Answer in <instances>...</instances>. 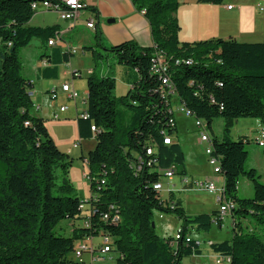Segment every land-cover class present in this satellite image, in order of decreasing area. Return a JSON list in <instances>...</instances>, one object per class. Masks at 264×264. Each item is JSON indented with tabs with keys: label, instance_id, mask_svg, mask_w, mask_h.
Returning <instances> with one entry per match:
<instances>
[{
	"label": "trees",
	"instance_id": "trees-1",
	"mask_svg": "<svg viewBox=\"0 0 264 264\" xmlns=\"http://www.w3.org/2000/svg\"><path fill=\"white\" fill-rule=\"evenodd\" d=\"M45 1L54 0H0V264H82L73 255L76 245L100 236L113 239L110 250L118 256L116 264H182L185 258L202 255L190 231L209 233L218 212L189 216L173 191L164 199L154 189L170 169L177 175L179 168L183 180L187 174L186 156L173 140L175 115L162 95L160 77L152 71L156 53L171 62L167 84L184 110L205 121L208 130L215 119L223 121L222 139L210 137L224 178L223 194L235 205L234 236L212 243L211 251L230 257L231 264H264V241L254 231L244 232L241 223L253 217L264 224V183L255 169L247 168L249 140L231 139L232 128L241 119L258 121L264 132V43L232 38L181 43L175 16L178 0H131L149 22L154 47L141 48L129 41L108 49L96 32L94 41L83 48L95 68L87 78V117L78 118V135L81 140H96L95 148L81 158L89 166L93 194L83 202L67 178L58 185L59 169L66 174L73 159L58 148L45 121L34 114L33 84L22 74L19 52L33 39L47 45L56 35L67 40L58 25H29L36 14L32 5ZM71 50L61 54L56 49L58 60L53 54L46 57L56 65L68 63ZM108 54L123 67L122 79L129 85L125 96H115L114 77L96 71ZM180 59L192 60V65L175 66ZM166 138H171L170 145L164 144ZM144 160L151 166L139 169ZM243 178L252 183L250 198L238 196ZM156 213L176 216L183 239H161L153 228ZM114 216L117 223L112 222ZM62 221L70 224L68 237L55 232Z\"/></svg>",
	"mask_w": 264,
	"mask_h": 264
},
{
	"label": "rangeland",
	"instance_id": "rangeland-1",
	"mask_svg": "<svg viewBox=\"0 0 264 264\" xmlns=\"http://www.w3.org/2000/svg\"><path fill=\"white\" fill-rule=\"evenodd\" d=\"M94 20L96 21V17ZM68 23L70 24L66 25L65 22L62 21L56 13L40 11L34 15L29 25L31 27L41 28L58 25L64 32L75 31V33H77L79 31H87L86 20ZM64 32H62V34ZM182 39L186 38L181 36V40ZM73 45L77 46L78 42L73 41ZM85 46H83L82 48H77L78 53L74 55V64L76 65V67H78V69L82 71L83 78L73 80L71 79L72 75H70L69 77L71 88L75 83V87H77L78 89L76 91L80 96L78 98L80 115L85 113L87 109L85 99L83 98L81 93L82 88L84 89L87 86V71L89 69L88 63L90 64V61H88L89 55L83 54V52H85L83 50ZM51 51V48H49V46L39 38L33 39L27 47L21 49L19 52V57L22 63V74L24 75V77H26L27 79H34L35 76L33 75L32 71L33 66L37 61L45 57V55H50ZM91 60L93 65L92 67L95 68V63L93 59ZM122 68L123 67L117 63L116 59H114L113 55L111 54H108L105 60L99 62L96 68V71L100 76L110 75L116 79V97L125 96L129 90V85L126 84L122 79ZM57 86L58 85L55 82L54 87ZM53 88H50V90H52ZM61 88H58L60 93L59 99L57 101L58 104H65L69 107H73L74 101L66 99L61 93ZM43 89H45L43 85L39 82L37 83L36 81L35 91L37 93H41ZM174 98L175 101L173 100L172 102V111L174 112L176 120V133L173 136V140L175 143H178L182 147L183 152L186 156V177L189 181L194 182H213L216 185V188L220 190L222 188V184L219 182L217 183L210 178V172H212L214 176H218L219 178H221V176L215 174L214 167L209 165L208 163L207 155L205 153L208 144H201L200 132L196 127V120L194 118H187L180 114L178 109H183V107L181 106V103H179L176 95L174 96ZM52 102L56 101L52 100ZM76 119V117H71L69 120H59L53 117L52 121L48 123L50 131H52L54 135V141L59 144L61 146V149H63L64 151L71 150L74 153V159L72 158L73 162L69 166L67 173L65 174V171L63 169H59L58 171V185H62L63 180L67 178L71 184V188L73 189L74 194H76L78 198H80L83 202H88L93 195L90 188V181L86 177L90 171L87 162L83 161L81 158L83 157L82 153L85 157H87L89 152L95 148L96 140L94 138L88 140H81L79 138ZM245 120L251 119H241L240 125H237L235 123L234 127L232 128L231 139L233 141L238 140V138H235V133H237L238 129L240 131L246 126ZM208 132L211 137L216 136L219 140L222 139L223 121L220 118L215 119L212 124V129L209 128ZM79 142H81L82 145L78 147V150H73L74 145ZM252 147L257 148L263 152V148L259 147L254 139L246 145V149L249 153L250 148ZM179 171L180 169L177 168V175H175L171 179L165 176L162 178V197L164 199H167L169 196V192L173 191L176 197L182 200L183 208L186 214L189 216H199L204 214L213 216L215 212H219L220 204L217 202L216 195L210 194L206 190L186 188L183 183L182 176L178 174ZM241 180L242 182H245L246 178H243ZM249 195L251 194H248L246 187L240 185V188H238V196L244 199L250 197ZM241 223L244 232L254 231L264 241V224L258 222L253 217H249L246 220L243 219L241 220ZM222 224V228H218L215 224L212 223L211 230L207 234H198L195 230H191L190 232L193 238L201 241V248L203 253L201 256L185 258L182 264H216L218 258L211 251L210 247L207 244V240H212L214 243H222L225 241H231L234 236L233 219L231 215L226 216ZM154 225L155 232L161 239L168 237L175 238L178 231L182 228V222L177 219L176 216L164 214L161 217L159 213L155 214ZM70 229L71 227L68 221H62L55 229V232L58 235L68 237L70 235ZM104 239L105 238L101 236L94 239L95 248L97 250L95 256H101L103 258L101 261L93 262L90 253H85L82 259H78V261H80V263L82 264H116V259L118 257L117 254L112 252L102 254L99 251V248L101 247ZM110 241L113 242V239L110 238Z\"/></svg>",
	"mask_w": 264,
	"mask_h": 264
},
{
	"label": "crops",
	"instance_id": "crops-1",
	"mask_svg": "<svg viewBox=\"0 0 264 264\" xmlns=\"http://www.w3.org/2000/svg\"><path fill=\"white\" fill-rule=\"evenodd\" d=\"M178 1L179 7L175 16L181 27L179 32V41L181 43L203 42L216 39L228 40L231 38L240 43H264V11L260 10V6L264 7V0H241L239 2H234V0H222L221 3L218 4L202 3L199 0ZM87 4L88 8L81 15L80 21L94 20L96 17V21L94 20L96 28L91 30L86 27L87 31H79L77 33H75V31L64 32L60 29V31L64 32L63 34L66 35L67 40L66 42L57 43L53 47L49 46L52 50L51 55H55L54 52L56 49H59L61 54H65L71 48L74 49L76 51L75 54H77V48H82L93 42L96 32H100L101 43L108 49L129 41L136 43L141 48L154 47L149 22L142 13L135 9L131 0H87ZM230 4H235L236 8L234 10H227L226 6ZM65 24L68 25L70 23L65 22ZM181 36L186 39L181 40ZM73 41H77L79 46L73 45ZM75 54H73V57L68 63L59 65L53 63L51 58L45 55V57L37 61L33 66L32 71L35 78L30 79L33 84V111L37 117L45 121L53 140H55L54 135L49 127V123L52 121L53 117L59 120H69L71 117H76L77 123L78 118L86 113L79 114L78 99L74 102L73 107H69L65 104L59 105L57 102L60 94L59 89L66 82L70 81V75H72L71 79L73 80L83 78L82 71L74 64ZM83 54L89 55L88 61H90V64L88 63L89 69L87 71V76H89L94 70V67H92V56L86 52H83ZM53 59L58 60L60 58L55 55ZM54 69H56L57 72L56 70L54 71ZM74 74H77V76L74 77ZM36 81L37 83H41L45 88L41 93L35 91ZM55 82L58 85L57 87H54ZM50 88H53V91L50 90ZM72 89L75 91L78 90L77 87H75V83ZM53 92H57L58 94V98L55 100L56 102H52L50 97V94ZM61 93L66 99L70 100L68 95L62 91V88ZM81 93L86 104L88 97L87 86L84 89L82 88ZM62 107H66L64 112L60 111ZM240 121L241 120H238L236 124L240 125ZM245 123L246 126L240 131L238 129L237 133H235V138L245 137L249 142L254 139L257 144V140L262 134V127L256 120H245ZM77 144H79V146L82 145L81 142ZM56 145L63 153L68 154L71 158L74 157V153L71 150L64 151L59 144L56 143ZM73 150H78V147L75 148L74 145ZM82 156L85 157L83 153ZM247 168L255 169L261 176L262 183H264V157L261 150L253 147L250 148ZM210 175L212 180L221 183L222 187L224 186L223 176L220 175L221 178H219L218 176H214L212 172H210ZM240 185L245 186L248 194H251L249 196L252 197V183L246 179L245 182H242V180L240 181L238 188H240ZM207 241L213 242L212 240Z\"/></svg>",
	"mask_w": 264,
	"mask_h": 264
},
{
	"label": "built area",
	"instance_id": "built-area-1",
	"mask_svg": "<svg viewBox=\"0 0 264 264\" xmlns=\"http://www.w3.org/2000/svg\"><path fill=\"white\" fill-rule=\"evenodd\" d=\"M239 1H241V0H234V2H239ZM87 8H88L87 0H54L53 2L45 1L43 3H35L32 5V10L35 13L40 12V11H42V12H53V13L58 14L59 18L64 22H71V21L79 20V18H81V15L84 13L85 10H87ZM235 8H236L235 4H230V5L226 6L227 10H234ZM260 10L264 11V7L260 6ZM61 38L62 37H57V35H56L55 38L51 39L48 42V45L50 47H53L57 43H62ZM71 52L73 54L76 53V51L74 49H72ZM192 62H193L192 60H181L180 59V60L174 61V64H175V66H180V65L191 66ZM170 69H171V62L167 61L163 55L156 53L152 59V71H153V74L158 75L160 77L161 83H162V95H163V97L167 98V100H168V102L172 108V102H173V100L175 101V98H174L173 91H171V86L169 84H167V73L170 72ZM73 76L76 77L77 74H74ZM62 91L64 93H66L68 95V98L70 100H73L74 102H76L77 99L79 98V94L71 88L69 81L66 82L62 86ZM30 96L32 97L33 93H31ZM50 97L52 100H56L58 98L57 92L51 93ZM65 110H66V107H62L60 109L61 112H64ZM178 110H179L180 114H182L183 116H185L187 118H190L188 116V114H186L185 110H183V109H178ZM81 117L86 118L87 116L85 114H83V115H81ZM171 124H172V126H176L175 120H171ZM196 127L198 128V130L200 132L201 144H208L207 141H205V138L203 136V132H201V125H197V123H196ZM92 131L96 132L95 127L92 128ZM171 143H172L171 138H166L164 140L165 145H170ZM257 145L259 147H264V132H262L260 138L257 140ZM77 147H79V144H75V148H77ZM205 153L207 155V160H208L209 165L214 167V173L217 175H220L219 174V165H217L216 158L212 156L211 150H209V144H208V147H207ZM147 155H149V156L153 155V149H151V148L148 149ZM144 164L146 166H151V162L149 160H146V161L144 160V161H142V165L139 167V169H141V167ZM174 173H175L174 169H170V170L165 172V177H168L169 179H171L175 176ZM183 183L185 186L192 185L191 186L192 189L206 190L210 194L216 195L217 202L220 204V210H219L217 216L213 218L212 223L215 224L218 228H222V226H223L222 222L225 220V208L226 207H235V205H232V203L229 202L228 199H223V197H221V189L218 190L216 188V185L213 182H194V181H189L187 178H185L183 180ZM154 189L156 191L162 192L163 185L161 183H157L154 185ZM81 209H83V206L81 207ZM105 220H109L108 215L105 216ZM117 220H119V218L117 216H114L112 222L117 223ZM102 237L105 239H104L101 247L99 248V251L102 254L111 253L110 238L106 237V236H102ZM183 237H184L183 232L181 230H179L177 235L175 236V239L180 240V239H183ZM186 239H187V242H190L192 240V238L189 236H187ZM196 240H197V244L200 247H202L201 241L198 239H196ZM212 243L213 242H211V241H207L208 246H210ZM96 252H97V250L95 248L94 238H89V239H86L84 241H80L76 245L73 255H74V258H76V259H82L83 255L85 253H90L92 256L93 262L101 261L103 258L101 256L96 257L95 256ZM216 256L218 258L216 261V264H226L227 256H219V255H216Z\"/></svg>",
	"mask_w": 264,
	"mask_h": 264
},
{
	"label": "bare ground",
	"instance_id": "bare-ground-1",
	"mask_svg": "<svg viewBox=\"0 0 264 264\" xmlns=\"http://www.w3.org/2000/svg\"><path fill=\"white\" fill-rule=\"evenodd\" d=\"M80 20H81V18H79V20H75V21H71V22H76V21H80ZM86 27L88 29H91V30L92 29H95L96 28L95 27V21L94 20L87 21ZM173 94H174V92H173ZM174 96H175V94H174ZM185 112H186V114H188V116L190 118H192V115H191L190 112H188V111H185ZM196 123H197V125H201V132H203V136L205 138V141H207V143L209 144V150H211V154L213 156V153H214L213 144H212V141H211L209 132H208V125H207V123L205 121H201V120H196ZM215 158H216V161H217V165H219V174L221 175L219 160H218L217 157H215ZM221 197H223V199H226L225 196H224V194H223V187L221 188ZM229 202H231L232 205H234V203L232 201L229 200ZM233 208L234 207H226L225 208V217L228 214H232ZM231 262H232V259L227 256V258H226V264H231Z\"/></svg>",
	"mask_w": 264,
	"mask_h": 264
},
{
	"label": "water",
	"instance_id": "water-1",
	"mask_svg": "<svg viewBox=\"0 0 264 264\" xmlns=\"http://www.w3.org/2000/svg\"><path fill=\"white\" fill-rule=\"evenodd\" d=\"M153 228H155V225L153 224Z\"/></svg>",
	"mask_w": 264,
	"mask_h": 264
}]
</instances>
